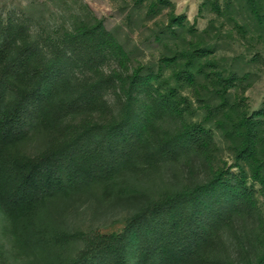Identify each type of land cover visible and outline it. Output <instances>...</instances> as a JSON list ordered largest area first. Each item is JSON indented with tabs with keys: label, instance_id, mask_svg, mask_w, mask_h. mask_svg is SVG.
<instances>
[{
	"label": "rangeland",
	"instance_id": "obj_1",
	"mask_svg": "<svg viewBox=\"0 0 264 264\" xmlns=\"http://www.w3.org/2000/svg\"><path fill=\"white\" fill-rule=\"evenodd\" d=\"M176 16L182 23L172 21ZM10 19L28 25L34 38L47 46L67 29L102 20L123 46L126 59L104 63L103 70L118 77L104 90L106 105L66 117L62 126L67 132L118 118L130 99L129 76L145 67V72L171 77V86L179 88L173 110L152 108L151 85L132 93V107L148 120L149 143L191 122H203L210 135L204 150H186L154 163L136 157L105 180L43 200L37 219L45 233L77 235L53 249L57 259L76 256L88 236L121 232L148 205L192 191L225 170L229 175L244 172L253 187L248 205L238 207L216 232L211 258L220 264L259 262L264 255V184L254 180L249 161L238 158L248 117L255 125L256 161L264 162V18L255 16L249 0H0V21ZM185 67L190 78L179 80ZM32 131L21 147L29 156L45 150L50 139L42 129ZM39 261L35 253L16 246L11 222L0 209V264ZM130 264H137L134 253Z\"/></svg>",
	"mask_w": 264,
	"mask_h": 264
},
{
	"label": "trees",
	"instance_id": "obj_2",
	"mask_svg": "<svg viewBox=\"0 0 264 264\" xmlns=\"http://www.w3.org/2000/svg\"><path fill=\"white\" fill-rule=\"evenodd\" d=\"M249 2L262 20L264 0ZM172 21L180 24L182 17ZM126 55L102 20L67 29L51 46L35 39L19 20L0 21V209L11 222L15 244L24 253H35L38 264H130L133 253L137 264H220L211 258L215 234L250 201L253 186H248L244 172L229 175L220 170L192 191L166 195L133 215L121 232L88 236L85 247L68 259H57L53 249L77 235L48 236L37 219L43 200L105 180L136 157L154 163L208 146L210 135L203 122L185 124L179 132L149 143L148 120L132 107V93L151 85L152 108L173 110L179 88L171 86V77L145 72V67L129 76L130 99L118 118L70 132L63 128L66 117L106 105L104 90L118 77L105 72L104 63ZM179 78H190L187 67ZM249 120H244L247 130L238 158L249 161L254 180L264 184V162L256 161L255 125ZM33 128L50 139L45 150L29 156L21 147ZM257 264H264V255Z\"/></svg>",
	"mask_w": 264,
	"mask_h": 264
}]
</instances>
